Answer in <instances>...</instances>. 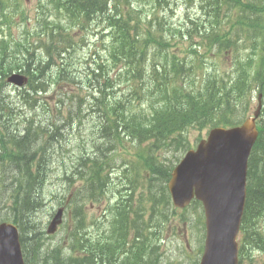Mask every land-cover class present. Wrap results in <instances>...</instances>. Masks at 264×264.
Here are the masks:
<instances>
[{"label":"trees","instance_id":"trees-1","mask_svg":"<svg viewBox=\"0 0 264 264\" xmlns=\"http://www.w3.org/2000/svg\"><path fill=\"white\" fill-rule=\"evenodd\" d=\"M154 1L156 5H161L169 0ZM225 1L230 3L231 0H210L211 11L208 14L214 13L219 17L221 14L219 5L224 4ZM236 3L242 6L240 17L233 24L235 37L238 39L233 38L234 35L231 30V32L222 35L220 27L217 26L220 24L218 19L215 26L208 27L211 30L208 35L200 37L215 47L217 53H231L233 70L229 75L225 74V76L219 77L218 71L215 69L211 76L216 80H211L206 86H200L204 88L195 90L194 87L190 88L183 83L178 84V79L174 80V87L171 86V82L168 81L169 76L175 77L176 72L156 70L145 65L146 47L149 48L151 41L155 39L151 33L158 31L163 26L161 22L153 26L150 21L145 27L148 34H144L142 23L145 19L137 7H132L130 4L123 5V0L115 1L112 8L109 7L110 0H67L61 2L63 9L77 17L83 16L86 19H92L97 14H102L99 17L103 18V21L106 22L105 27L107 26L110 30L111 54L115 57L113 62L118 67L116 72L118 81L107 78L104 83H101V80L97 79L98 85L94 86L93 98L97 104L96 111H93L102 113L104 120H100L97 135L92 138L93 146H91L90 151L85 149L84 152H80L81 155L78 154L79 156L76 159L78 167L75 169L73 176L76 173V180L82 182L80 186L82 197L77 198L78 203L98 202L101 199L100 195L108 188L113 168L112 161L109 159L117 151L119 145H122L121 132H130L129 136L138 139L140 143L154 139L158 147L165 146L167 149L173 148L174 151H180L184 147L185 149L189 147V144H186L183 139V132L189 126L194 124V126L204 127L219 123L232 125L240 122L242 117L246 116L245 113L250 104L253 90L259 89L264 92V62L262 60L256 68H253L249 58L243 59L241 56L240 49L248 45L243 41L238 42L241 39L239 38L240 32L249 25V22L244 20V18H247L243 14L244 9H254L256 6L253 3H244L242 0H236ZM84 22V19L79 20L81 25ZM250 22L251 26L255 30L257 29L256 33L262 31L260 21ZM49 24H51V21L46 19L43 35L49 36L51 40L45 45V49H48L45 54V61L40 60L41 56H37L30 51L23 55V62L10 60V71L21 69L30 78L29 89L25 90L22 95L26 103L32 98V94L45 93L43 92L46 89L45 83L42 79L45 77L50 64L54 65L55 58L52 61L51 55L54 51L53 48H56L53 45L56 40L55 36L58 37L56 41L64 39L63 34L56 35L51 32V25ZM62 45L68 47L69 39ZM59 72H61L60 69ZM212 81L213 84H217V90L215 91H211ZM122 82L127 83V90L124 92H121V89H116ZM141 82L146 84V90L141 89L139 86ZM158 89H160L165 99L171 97L174 101L178 100V102L166 104L164 107H160L161 109L154 111L151 118L154 121L149 126L151 129L135 131L136 127L131 122L126 121L125 123L123 121L124 117L136 107L135 100L139 103L148 102L150 105L159 108L154 98L155 95L148 94H153ZM210 93L212 99L216 101V109L209 108L211 106ZM184 100L189 102L185 103ZM60 102L64 103L65 100L60 99ZM5 109V106L0 103V117L3 116ZM11 110L12 113L16 112L13 107H11ZM144 110L143 108L142 112ZM207 112L214 117L206 118L205 114ZM229 113H232L231 121L230 116H228ZM138 116L139 112L134 114L133 118ZM79 120L82 122L81 118ZM62 127L57 120L50 121L49 125L43 130L40 127H33L31 123L30 127L24 131L23 136L15 137V142L9 153L10 161L7 166L2 164V169L10 173L7 180L10 185V198L15 210L18 207L26 213L33 214L42 204V189L50 175L49 165L53 160L49 147L60 141ZM37 131H40V134H36ZM174 133L179 135L172 139ZM42 140H45L44 144H42ZM157 145L154 147L157 148ZM136 152L139 164L138 162L132 164L128 173L130 175L142 174L144 178L155 177L158 181L163 180L164 185L161 187V195L155 194L152 186H150L149 198L152 202L150 208L145 209L143 207V213H139L129 211V206H125L113 222L114 226L118 222L120 223L123 233L112 243L107 242V245L99 242L95 254L91 253L90 246L87 244L88 240L78 234L75 238L80 246L79 250L83 254H80V251L74 248L68 254H62L56 250H44L41 242L36 240L38 246L35 247H37L36 249L39 250L40 254L39 261L35 262L32 260L33 255L31 256L30 250H28V245L35 241V235L27 238L26 231L22 228V242L24 248L27 249L26 253L30 258V264H40V262L41 264H112L111 262H116V260H120L121 264H147L144 258H153L151 264H158V247L151 240L156 231H153L150 236L144 235L143 232L146 227L143 217L146 213H149L147 222L148 227L151 226L150 229L152 230L159 225H153L155 221L162 222L166 219L167 216L164 212L165 209L170 207V204L167 200L168 194L165 183L170 177L172 165H167L165 160H160L155 155L156 150L146 151L145 148L139 147ZM125 171H122V178L127 180ZM248 177V199L240 237L242 261L248 259L251 251L258 249V251L264 252V119L249 163ZM74 182L75 180L72 179L71 183ZM132 184H134V181H132ZM131 212L135 215L136 221L139 218L140 224L130 219ZM78 215L80 216L79 220L82 221L81 205L78 207ZM12 218L17 223L22 221L20 214H15ZM132 229H134L135 238L132 245L127 247L126 238ZM75 251L79 255L75 254ZM251 256L252 253L250 259Z\"/></svg>","mask_w":264,"mask_h":264},{"label":"rangeland","instance_id":"rangeland-1","mask_svg":"<svg viewBox=\"0 0 264 264\" xmlns=\"http://www.w3.org/2000/svg\"><path fill=\"white\" fill-rule=\"evenodd\" d=\"M6 1L9 6L12 7L11 10L14 11V14L12 15V19H9V22H5L0 19V31H10V29H8V26L11 25V33L14 38L22 36V34H24L23 31H25L26 29L31 32H35V19L41 12L40 5L42 0H31L29 3L21 0V4H19V2L16 0ZM132 1L136 3L139 2L144 15L148 14L149 16L150 14H152L154 10L153 0ZM170 1L171 7L167 12H165V18H163V20L161 21L166 25L165 30L167 33V38L161 40L162 43L158 47V49L164 52H170L182 58L184 57L183 53L185 51H191L195 47H198L197 45H190L191 40L188 36L189 34H193V40H195L196 42H204V44H206V41H202V39L197 35L201 34V32L204 31V27L207 26L206 14L207 10H211L210 0L207 2L204 1L205 3H202L201 0ZM162 6L165 5L163 4ZM202 6H204V10H202ZM22 10H25L27 16L25 21L20 15ZM220 11V18L223 20V22L220 24V28L224 31L230 30L231 26L238 19V10L232 8L231 4L228 3V1H225L224 4L219 5V12ZM229 13H231V16L228 17ZM163 14L164 13H159V18H162ZM215 18L218 19V17H215L214 15V17L211 19L212 24H215ZM1 21L4 23L1 24ZM26 21L28 23L27 28H25ZM102 24L103 23L98 25L96 24V22H92V24L89 23L88 26L92 28L94 27V25H96L100 29L102 28L100 27ZM178 30L183 31L178 33ZM81 36L82 35L74 36V39H76L79 44L78 47L71 50V54L73 61L79 63L77 65L79 69L78 73H81L82 76H85V73L87 72L85 70V61L90 58V53L96 47V44H98L99 47L103 46L101 43L99 44L100 34H88V39H85V41L80 39ZM34 39L35 36H31V40ZM205 49L201 48L200 51H205ZM206 52H212V48H207L203 53L201 60L197 63V66H200V69L204 71V77L202 80L210 76L214 68H216L222 74H227L230 72L227 71L232 62V58L229 54H227L226 57L223 60L221 59L220 61L219 58H208L207 54H205ZM192 60L193 57L188 58V62H191ZM85 78L88 79V77ZM202 80L197 78L198 82ZM83 85L86 86L87 89L83 88L81 94L83 96H86L89 93V84L87 82H84ZM89 87L91 88V85H89ZM5 88L12 98L10 99L11 102L19 101L18 90H16L14 86H7ZM90 102V97H88L87 100L79 102L82 106V109L84 110L83 112L87 111ZM45 103L49 108H54L57 104L56 101L52 99L45 101ZM41 104H43V102ZM211 105L214 106V104ZM256 106L257 104L254 100L251 105V111L249 112V114H252L254 112V110L257 108ZM208 115L209 113L207 112L205 114V117L208 118ZM93 126L94 122L90 118L85 119L84 127L78 128L77 126H75L78 131V138L80 129L82 131V134L85 135V137L79 142L78 146L77 142L79 140L76 141L75 139L77 138V134H75L76 129H74L73 132L68 135L70 142L69 145H72L71 150L64 158H53V162L49 165V168L52 170L54 169V172H51L52 174L50 173L48 181L43 189V206L39 207L38 211H36L35 213H26L25 211L20 210L18 207L15 210V206L10 203V198L8 196L10 194L7 181H0V222H12L10 221V217H14L15 214H20V216L22 217V221L18 222L20 226L25 229L26 237H34L35 235V241L31 242L30 244L28 243V250H30L31 256L33 255L32 260H34L35 262L39 261L38 258L40 254L39 250L36 249L37 247H35L36 245L38 246V242L36 240H39L41 242L44 250L46 248H48L49 250V248L51 249V247L62 243L65 240L66 234H68V230H70L74 226L75 204L71 200L73 198V191H75V189H73L71 186H68L67 183L61 181V176L63 175L64 169L67 168V170L71 172L72 170H74V165L77 166V160L75 159L76 154L84 152V149H90V142L92 138L96 136V134L94 136L92 134ZM208 130V128L202 129L199 127L196 128L190 126L189 129L185 131V135L191 142V145H193L192 147H194L201 140L206 138L209 132ZM124 144L125 147L112 154L109 160H111L112 162L115 161L116 164L121 165V161L138 157L136 155H133L135 152L134 148L138 146L137 143L126 142ZM58 146L62 147L63 145L58 144ZM184 154H180V151L178 153H175L172 150H165V148L157 151V155H160V158L164 159L167 165H174V167L180 162ZM179 155L181 156L179 158L180 160L176 159V156L179 157ZM136 162H138L139 164V161ZM122 170V167H118V169L114 171L115 173L112 175L113 185L111 186V189H113L114 191L108 192L105 200L102 203H95L94 205H91L90 202H88L87 204H85L87 220H89L92 215L98 218L106 219V223L99 225L100 230L98 232L96 231L98 226L94 227V230L96 231V238H102L103 236H105L103 231L110 230L113 225L112 223L115 222L116 217L114 216V211H112L110 208L111 204H114L118 201L120 202V209H124L129 202H131V204L136 207L137 205H139V203H141L142 200H144L145 206L147 207V209H149L150 204L148 203V200L151 199L149 198L151 191L150 186H152V190L155 194L161 195V187H163L164 185L162 182L163 180L158 181L155 177L144 178L142 175L138 174L130 175V173H128L129 169H126L125 171L127 174L126 180L121 177ZM132 181H135L134 184H132ZM123 186L129 189L128 191L124 192L125 196L124 200L122 201L118 193L116 196H114V192H116L117 189H120ZM130 189L135 190L132 191ZM70 193L72 194L69 195ZM13 194H15V192H13ZM131 199L132 201H130ZM126 200L128 201L126 202ZM65 201H68L69 203L67 205L66 221L63 227H61L54 235L49 236L48 234H45L43 237L41 231L46 230L52 214L55 212L58 206ZM9 203L10 211L8 210ZM171 206L173 207V205ZM199 206H193L182 211L178 209L174 212V214L172 211H166V214L168 215V219L166 221H155V223H153V225H158L161 222L159 225L160 229L158 230V232H156V239L154 240L153 236L151 238L153 244L158 246L159 264H199L205 241L204 212L202 207ZM133 218H135V215L130 216V219ZM144 218L146 227L144 230V235L150 236L152 233V229L148 227L149 224L147 222L149 213H146ZM114 233L116 235V238L119 237L123 233L121 226H116ZM134 238V231L130 230L126 238L127 241H129L127 247H130L132 245ZM75 250H77V248ZM144 261L147 264H151L153 262V258H144ZM244 264H264V252H255L253 260L247 259Z\"/></svg>","mask_w":264,"mask_h":264},{"label":"water","instance_id":"water-1","mask_svg":"<svg viewBox=\"0 0 264 264\" xmlns=\"http://www.w3.org/2000/svg\"><path fill=\"white\" fill-rule=\"evenodd\" d=\"M13 79L22 82L18 76ZM256 137L253 119L241 128L215 129L173 172L169 189L176 206L189 202L194 187L207 203L210 222L201 264H238L236 238L245 204L247 157ZM61 217L62 209L49 232L55 231ZM0 264H25L17 228L12 224L0 225Z\"/></svg>","mask_w":264,"mask_h":264},{"label":"bare ground","instance_id":"bare-ground-1","mask_svg":"<svg viewBox=\"0 0 264 264\" xmlns=\"http://www.w3.org/2000/svg\"><path fill=\"white\" fill-rule=\"evenodd\" d=\"M173 17V16H172ZM54 170V169H53ZM57 172V171H56ZM52 174V173H51ZM69 197V196H68ZM57 203V202H56Z\"/></svg>","mask_w":264,"mask_h":264}]
</instances>
